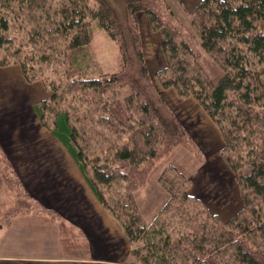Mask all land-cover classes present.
<instances>
[{
	"label": "trees",
	"instance_id": "trees-1",
	"mask_svg": "<svg viewBox=\"0 0 264 264\" xmlns=\"http://www.w3.org/2000/svg\"><path fill=\"white\" fill-rule=\"evenodd\" d=\"M88 1L60 0L51 7L49 0H0V66L19 65L27 82L41 81L52 92L34 111L122 228L135 263L264 264V0H200L188 12L200 47L222 71L214 82L204 73L195 36L183 32L162 0H123L124 22L107 0H91L92 6ZM140 12L162 38L165 66L155 74L162 88L192 97L221 133L220 153L234 173L242 204L227 220L190 195V180L172 165L158 177L168 198L153 221L146 225L135 204L134 192L174 147L200 156L148 75ZM90 22L117 45L118 72L88 77L81 67L91 52ZM13 28L25 38L16 40ZM48 70L53 78L47 82ZM125 87L130 94L121 101L119 90ZM64 93L85 106L87 124L120 141L107 155L90 160V172L77 149L69 110L57 107ZM3 187L13 211L36 204L0 148ZM167 214L178 222L179 236L158 229V217Z\"/></svg>",
	"mask_w": 264,
	"mask_h": 264
},
{
	"label": "crops",
	"instance_id": "crops-1",
	"mask_svg": "<svg viewBox=\"0 0 264 264\" xmlns=\"http://www.w3.org/2000/svg\"><path fill=\"white\" fill-rule=\"evenodd\" d=\"M137 18L142 45L150 53L146 57L143 52L146 64L161 67L165 62L161 35L152 31L144 13ZM159 89L203 155L186 174L190 194L223 220L229 219L241 209L239 191L232 185L225 190L221 185L203 186L195 173L232 172L220 153V131L193 98L181 99L173 88ZM167 96H172L170 104ZM47 97L44 85L27 82L19 65L0 67V148L36 203L13 211L12 202L6 200L0 207V264H137L122 228L97 200L66 150L40 123L34 106ZM175 149L167 164L175 165L169 160ZM39 161L65 163L71 172L37 171L32 164ZM20 167L31 172H17Z\"/></svg>",
	"mask_w": 264,
	"mask_h": 264
},
{
	"label": "rangeland",
	"instance_id": "rangeland-1",
	"mask_svg": "<svg viewBox=\"0 0 264 264\" xmlns=\"http://www.w3.org/2000/svg\"><path fill=\"white\" fill-rule=\"evenodd\" d=\"M59 1L60 0H49L50 6L55 7V5H57L59 3ZM107 1L114 7V9H115L116 13L118 14V16L120 17L121 21L123 20V22H124V19H125V2L123 0H107ZM162 1L166 5L167 11L170 10L171 12L174 13L175 20L178 23H180L182 25V29H184L183 32L186 34L195 36L194 41H196V44H197L196 49L198 50V52H200V62H201L202 67L204 69V73L212 82L216 81L222 75V71L219 68L217 62L200 47L199 40H198L199 36L196 33V30L194 29V27L190 24V17L188 14V12H190V10L200 0H162ZM88 2H89L88 4L90 6L93 5L91 0H89ZM137 21H138V18H137ZM141 25H142V22H141ZM90 27H91L92 33H93L91 45H90L91 52H90L88 59L85 62H82V61L80 62L82 64L81 67L83 69H85L86 75L88 77L94 76L99 72L107 73V74H112L114 72H118L120 69V58H119L120 56L118 53L117 45L112 40H110L104 32L98 31L95 28V25L93 22H90ZM150 28H151V26H150ZM138 30H139V35H140L142 52L145 51L146 57L147 56L149 57V55L147 54V53H149L147 51L148 50L147 46L142 45V38H141V34H140V29H139V22H138ZM10 33L12 34V36H15L16 40H18V41H20V39H22V38H25L24 32L20 29L13 28V29H11ZM155 33H158V32H155ZM143 42L145 43L146 41L144 40ZM149 47L150 48L152 47L151 44L149 45ZM161 50H162V48H161ZM153 56L154 55L152 53V57ZM143 57H144V53H143ZM163 58H164V55H163ZM144 61L146 64V58L145 57H144ZM164 61H165V58H164ZM164 66H165V62H164V65H162L161 67H158V68H152V66L150 64H146L148 75H149L153 85L158 89V91L160 90L159 88H160L161 84H160L159 80L157 79V77L155 76V74L159 69H161ZM0 67H2V66H0ZM3 67H6V66H3ZM154 67H157V66L154 65ZM43 75H44V78L47 80V82L53 78V73L51 72V70L44 72ZM261 80L264 83V74L261 76ZM44 87H45V85H44ZM45 89H46V87H45ZM46 91L48 92V97L46 99H48L51 96L52 92L48 89H46ZM159 93L163 97L162 92L159 91ZM129 94H130V90L127 87L122 88L119 90V95H120L119 99L122 101ZM171 97L172 96H167L168 102L170 99H172ZM76 98H77L76 96H73V95L68 94V93L67 94L64 93V94H62V98H61V99H63V101L59 100L57 103V105H58L57 107H59L60 109H68L69 110L71 122L77 129V135H78L77 136V142H78L77 149L78 148L82 149L83 157L85 158L87 166H88L87 170H88V172H90L91 171L89 168L90 167V160L96 155L101 156V157L104 156L105 154L107 155L113 149L112 147H114L117 144H120V141L118 139H116L115 136L110 135V133H108L107 131L101 130L99 128H96V127H93V126L87 124V122L84 120V116H83L85 106L81 105V103L78 100H76ZM163 99H164V97H163ZM51 104H53V103H51ZM169 104H170V102H169ZM168 107H169V105H168ZM50 108H52V107H50ZM47 112L48 111H46V113ZM176 118H177V116H176ZM183 126L186 129L185 125H183ZM54 139L65 150L64 146L55 137H54ZM123 141H124V139L121 140V143ZM196 148H198V147L196 146ZM198 153L200 156L196 155L194 152H192L190 150H187L184 147L177 146V149H175L173 151L171 157H169L170 159L169 158L168 159L170 161L171 160L174 161L176 168L182 174H184L186 176L187 173H188V175H190L189 173H192L189 171H191L193 169V167H195L194 162L197 160V158H199V159L202 158L203 155L200 152V150ZM167 156H165L164 158H161L159 161H157L154 164L152 169L147 174L144 185L142 187L138 188L134 192L135 204H136V206H137V208L141 214L143 221L146 223V225H148L151 221H153V219L156 217L159 210L161 209V207L163 206V204L165 203V201L168 198L167 192L165 191L164 188H162L160 186V184L158 182V177H159L160 173L163 171V169L168 165H172V164H167V159H166ZM72 162H73V160H72ZM29 163H30V161H29ZM35 164L37 165L35 170H37V171L40 170L41 172H43L44 170L49 171V172H71V168H69L65 163L55 164L54 161H39V162H33L32 165L34 166ZM74 165H75L77 171L80 172L75 163H74ZM175 165H172V166L175 167ZM61 168H62V170H61ZM186 171H188V172H186ZM17 172L21 173V172H31V171H29V168H26V170H23L20 167ZM195 173L198 174L197 182L204 183L203 186L207 185L208 187L214 189L213 188V187H215L214 185H218V186L221 185V189L225 190L227 187L232 185V186H235L237 191H239V186L236 182V179H235L233 172H230L231 176L229 174L227 175L226 172H195ZM195 176L193 177V180H195ZM6 189L7 188H4V187L0 188V202H2V201L6 202V200L8 202V200L11 198L10 195L6 192ZM188 193L190 194L189 189H188ZM207 195H208V193H207ZM157 221H158L157 227L162 232L170 234L174 231L175 232L174 236L179 234V231L177 229V226L179 225L178 222L176 220H173V221L170 220L168 214L159 216ZM137 244H139V243H137Z\"/></svg>",
	"mask_w": 264,
	"mask_h": 264
}]
</instances>
